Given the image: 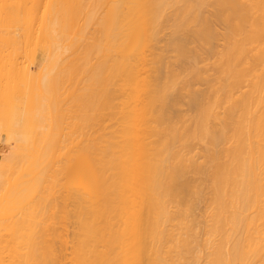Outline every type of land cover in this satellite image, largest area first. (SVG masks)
I'll use <instances>...</instances> for the list:
<instances>
[{
	"label": "bare ground",
	"instance_id": "bare-ground-1",
	"mask_svg": "<svg viewBox=\"0 0 264 264\" xmlns=\"http://www.w3.org/2000/svg\"><path fill=\"white\" fill-rule=\"evenodd\" d=\"M0 151V264H264V0H0Z\"/></svg>",
	"mask_w": 264,
	"mask_h": 264
},
{
	"label": "rangeland",
	"instance_id": "rangeland-1",
	"mask_svg": "<svg viewBox=\"0 0 264 264\" xmlns=\"http://www.w3.org/2000/svg\"><path fill=\"white\" fill-rule=\"evenodd\" d=\"M1 156H2V154H1V151H0V157H1ZM202 204H203V202L201 203V205H202ZM200 208H202V207H200ZM200 208H199V209H200Z\"/></svg>",
	"mask_w": 264,
	"mask_h": 264
}]
</instances>
